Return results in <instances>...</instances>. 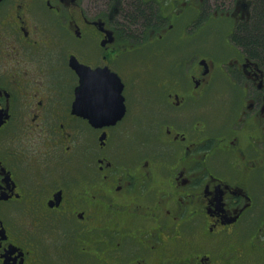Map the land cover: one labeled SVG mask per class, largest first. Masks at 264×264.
<instances>
[{
    "label": "flooded vegetation",
    "instance_id": "obj_1",
    "mask_svg": "<svg viewBox=\"0 0 264 264\" xmlns=\"http://www.w3.org/2000/svg\"><path fill=\"white\" fill-rule=\"evenodd\" d=\"M234 1L139 0L133 26L136 0H0V264H264V65ZM73 62L118 76L123 114Z\"/></svg>",
    "mask_w": 264,
    "mask_h": 264
},
{
    "label": "trees",
    "instance_id": "obj_2",
    "mask_svg": "<svg viewBox=\"0 0 264 264\" xmlns=\"http://www.w3.org/2000/svg\"><path fill=\"white\" fill-rule=\"evenodd\" d=\"M134 3L135 10L126 17L130 25H143L147 21L152 20V8ZM227 1V0H225ZM250 2V18L248 21L240 24L234 36V40L238 41L250 56L260 59L264 65V0H249ZM149 11V12H147Z\"/></svg>",
    "mask_w": 264,
    "mask_h": 264
},
{
    "label": "water",
    "instance_id": "obj_3",
    "mask_svg": "<svg viewBox=\"0 0 264 264\" xmlns=\"http://www.w3.org/2000/svg\"><path fill=\"white\" fill-rule=\"evenodd\" d=\"M248 5L249 4H245L246 10H248ZM71 66L79 73L81 78V88H79L78 93L79 98H85V100H88L89 94L91 93L90 90L96 89L98 94L103 93L106 97L112 100L113 106H115V111L119 110L121 114H123L125 108L124 104H121L120 101V93L123 86L120 82V79L115 73H112L107 69L92 70L89 67L78 64V62H73ZM84 107L87 115H82L87 118H91L89 114V105H84ZM120 107L122 108V110H120ZM73 111L81 115L78 106ZM114 112H112V116H115ZM97 114L99 115V113ZM116 115L118 118H120L121 116L119 115V112H116Z\"/></svg>",
    "mask_w": 264,
    "mask_h": 264
},
{
    "label": "rangeland",
    "instance_id": "obj_4",
    "mask_svg": "<svg viewBox=\"0 0 264 264\" xmlns=\"http://www.w3.org/2000/svg\"><path fill=\"white\" fill-rule=\"evenodd\" d=\"M127 3V1H126ZM208 7H209V13L211 14L214 10L216 9H219L220 6H223V8L227 5L229 6V8H233L234 6V3L235 1L234 0H227V1H220V2H217V0H208ZM214 5V6H213ZM225 5V6H224ZM227 8V7H226ZM209 25L212 27V32H209V36H213L215 37V33L218 32V27H224L226 28V30H222L219 32V35L221 36H225V32H230V30L233 28V24L229 23V22H223V23H217V22H213V23H209ZM236 33V31L234 32ZM215 38H218L220 40L223 41V39L221 37H215ZM216 40L213 38V40H210L209 42L211 43H214Z\"/></svg>",
    "mask_w": 264,
    "mask_h": 264
}]
</instances>
